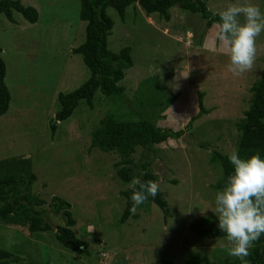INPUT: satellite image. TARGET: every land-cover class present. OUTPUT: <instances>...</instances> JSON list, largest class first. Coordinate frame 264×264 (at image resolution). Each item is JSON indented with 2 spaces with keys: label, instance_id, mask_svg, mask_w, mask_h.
<instances>
[{
  "label": "rangeland",
  "instance_id": "rangeland-1",
  "mask_svg": "<svg viewBox=\"0 0 264 264\" xmlns=\"http://www.w3.org/2000/svg\"><path fill=\"white\" fill-rule=\"evenodd\" d=\"M202 1L214 14L234 3H251L264 12V0ZM21 2L35 7L40 16L36 24L18 12L15 23L0 16L5 82L12 97L8 113L0 118V160H32L37 175L33 193L46 202L38 209H49L54 197L70 203L76 221L73 230L88 249L65 247L55 231L31 233L27 225L0 222V248L21 260L12 264H160L163 259L186 264L190 256H198L202 264L237 260L228 254L227 238L200 239L190 225L200 218L219 223L218 190L213 186L223 170L211 162V152L227 156L237 152L238 124L264 67V33L257 38L254 68L237 77L227 70L228 50L216 39L214 24L208 26L201 14L176 6L166 21L158 14L148 16L135 3L122 20L109 8L114 21L109 49L117 53L130 47L134 61L120 83L124 106L120 110L98 92L93 107L81 101L53 135L59 94L78 89L91 75L83 57L74 54L86 38L81 0ZM240 20L243 23L244 18ZM201 94L207 114L190 123L199 113ZM111 111L143 116L161 112L160 128L184 132L179 140L156 145L152 151L138 147L132 156L137 164L151 161L168 202V216L156 204L144 203L126 223L121 222L127 204L122 193L131 188L118 176L121 158L91 147L93 131ZM48 220L55 229L65 225L61 216L50 214Z\"/></svg>",
  "mask_w": 264,
  "mask_h": 264
},
{
  "label": "trees",
  "instance_id": "trees-1",
  "mask_svg": "<svg viewBox=\"0 0 264 264\" xmlns=\"http://www.w3.org/2000/svg\"><path fill=\"white\" fill-rule=\"evenodd\" d=\"M135 3H138L148 16L158 14L166 21L171 20L170 11L176 6L201 14L202 18L208 22V26L219 21L218 13H212L202 0H81L80 19L86 22V38L83 44L74 49V54L83 57L91 75L78 89L59 94L60 109L56 113L55 121L51 124L53 135L56 134L58 124L68 120L81 101H86L90 107H93L98 92H101L120 110V107L124 106L125 89L120 86V83L125 78L126 70L134 66L132 49L125 47L117 53L109 49L108 38L114 28V21L107 11L113 8L121 19L125 20L127 8ZM15 12L23 15L31 24L39 21L40 15L35 7H26L21 0L0 1V16L5 15L10 22L15 23ZM2 53L3 50L0 47V118L8 113L12 99L5 82L7 66ZM251 93L249 108L238 124L241 135L237 152L241 159H249L256 154H259L262 159L264 158V67L259 79L253 84ZM203 98L204 95L201 94L199 113L190 123L207 114ZM172 102L173 100H170L169 104ZM112 112L108 113L101 120L99 127L93 131L91 147L105 153H117L120 156L121 161L117 164L119 167L117 172L123 182L130 184L133 176L142 181L157 182L158 177L153 171L149 158L137 164L132 156L138 147L152 151L156 145L166 143L171 139L179 140L184 132L160 128L158 120L161 112L148 116H143L142 112L136 114L129 112L126 115ZM200 147L209 149L206 144H200ZM228 157L216 150L211 152V162L219 164L223 170L222 178L213 186L215 190H222L228 177L234 172V167ZM36 181L37 175L33 171L31 159L0 160V222L14 226L27 225L31 233L55 231L57 240L65 247L76 251H86L88 244L78 239L73 230L76 221L71 213V204L59 197H54L49 209H38L45 206L46 202L33 193ZM132 193V187L122 193L127 200L121 218L122 223H126L132 217L130 213ZM145 203L156 204L165 216L170 213L168 202L160 190L155 198L149 197ZM50 214L61 216L65 225L55 229L48 220ZM190 229L200 239L226 238V234L218 228V222L207 218L196 219L190 225ZM20 261L11 252L0 248V264L19 263ZM246 261L247 264H264V235L254 243ZM160 264L174 263L163 259ZM186 264H202V262L198 256H190ZM231 264H243V262L237 259Z\"/></svg>",
  "mask_w": 264,
  "mask_h": 264
},
{
  "label": "clouds",
  "instance_id": "clouds-1",
  "mask_svg": "<svg viewBox=\"0 0 264 264\" xmlns=\"http://www.w3.org/2000/svg\"><path fill=\"white\" fill-rule=\"evenodd\" d=\"M218 15L219 21L213 29L221 48L228 50L227 70L234 76H242L255 66L257 38L264 33V12L251 3H234ZM240 17L244 18L243 23ZM228 159L234 172L225 187L216 193L215 215L218 228L226 234L231 245L228 254L247 264L250 249L264 235V159L259 154L241 159L235 151ZM130 186L133 188L130 197L133 215L160 190L156 181H142L135 176L130 180Z\"/></svg>",
  "mask_w": 264,
  "mask_h": 264
},
{
  "label": "water",
  "instance_id": "water-1",
  "mask_svg": "<svg viewBox=\"0 0 264 264\" xmlns=\"http://www.w3.org/2000/svg\"><path fill=\"white\" fill-rule=\"evenodd\" d=\"M68 244H72L73 245V243H71V242H68Z\"/></svg>",
  "mask_w": 264,
  "mask_h": 264
}]
</instances>
